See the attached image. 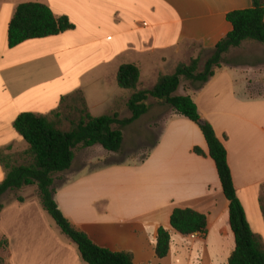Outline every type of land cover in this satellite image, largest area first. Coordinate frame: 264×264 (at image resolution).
I'll return each mask as SVG.
<instances>
[{"label":"crops","instance_id":"crops-1","mask_svg":"<svg viewBox=\"0 0 264 264\" xmlns=\"http://www.w3.org/2000/svg\"><path fill=\"white\" fill-rule=\"evenodd\" d=\"M25 2L48 5L74 27L9 47V22ZM251 6V0H0V150L16 164L14 156L28 147L13 127L16 117L49 115L76 98L92 116L128 118L132 90L117 84L121 64L137 65V88H151L160 74L212 50L232 29L229 12ZM245 42L262 45V57L221 62L202 86L176 93L191 97L223 142L248 224L264 240V44L243 41L223 58ZM147 103L148 111L126 126L153 109ZM156 113L161 119L148 125L156 138L143 158L111 152L113 160L97 165L103 156L85 155L106 151L83 148V158L75 153L71 166L54 174V200L75 229L100 247L130 252L135 264H228L235 246L229 202L204 136L170 106ZM5 175L0 162V181ZM0 203L8 264H87L43 209L35 184L7 190ZM174 208L204 213V234L191 239L175 231ZM159 227L170 234L162 258L155 255Z\"/></svg>","mask_w":264,"mask_h":264},{"label":"trees","instance_id":"trees-1","mask_svg":"<svg viewBox=\"0 0 264 264\" xmlns=\"http://www.w3.org/2000/svg\"><path fill=\"white\" fill-rule=\"evenodd\" d=\"M251 1L250 8L234 10L226 15L232 29L212 50L206 52L209 55L203 61L201 69L200 54L187 63H178L172 73L160 74L151 88L138 89V66L133 63L121 64L116 72L117 84L123 89L132 90L127 101L131 113L128 118L120 119L116 113L92 116L83 105L82 108L76 109L75 118L69 121V126L63 128L60 109L49 115L20 113L14 120L13 127L28 144L23 154L29 161L14 164L10 157L0 150V162L6 169V175L0 181V197L7 190L35 184L43 209L60 231L77 246L84 262L135 264L130 252L100 247L84 232L75 229L54 200L53 182L54 174L71 166L77 147L100 145L108 152H119L123 141L122 128L145 114L149 108L147 100L154 98L196 123L204 136L209 156L217 169L222 191L229 202V222L235 246L228 258V264H264V240L254 233L248 224L236 193L223 142L216 136L212 125L201 119L191 97L176 93L182 80L197 83L196 87L206 83L213 75L214 69L223 62V54L230 48L239 47L246 40L264 44V0ZM73 27L66 15H55L48 5L37 2L20 3L16 6L8 25V46L13 47L27 39L62 33ZM194 152L202 153L198 147L194 148ZM259 203L264 217V187ZM1 208L0 203V211ZM170 225L180 234H204L207 217L204 213L190 208H174L170 215ZM169 241V232L159 227L155 246V255L158 258L167 255ZM0 252L5 253L4 257L0 255V264H8L7 243L4 239L0 240Z\"/></svg>","mask_w":264,"mask_h":264},{"label":"rangeland","instance_id":"rangeland-1","mask_svg":"<svg viewBox=\"0 0 264 264\" xmlns=\"http://www.w3.org/2000/svg\"><path fill=\"white\" fill-rule=\"evenodd\" d=\"M255 42V41H254ZM252 42H245V44L243 46H241L240 48H238L237 50H235L236 52H233V54H229L228 56H225V58L223 59V62L227 61V60H232L233 58H242V59H246V60H252V59H258L259 57H262V45L256 44V46H252L250 45ZM262 44V43H260ZM209 53H203V55L201 56V63H200V67L199 69L202 68L203 65V61L208 57ZM196 86L197 83H191L190 81L187 80H182L179 88H178V92H181L182 90H186L188 87L190 86ZM76 102L75 104L70 103L69 101H65L62 106L60 107V111H61V126L63 128H67L69 126V121L71 119L75 118L76 115V109L77 108H82V102L79 101L78 98H76ZM154 98H149L147 100V102L149 101L150 105L153 107V109L143 118H140L139 120H137V122H134L132 125L129 126H125L123 127V133H124V138H123V144H122V150L119 151L118 157L124 156V155H129L132 154L133 152H136V155L138 157V159L143 158L146 154V152L148 151L149 146L153 143V141L156 138V133L157 131H150L148 129V125L154 121H159L161 118L158 116V114L156 113L157 109H159V107H169L167 104L163 103L162 101L159 100H152ZM167 105V106H166ZM151 107V108H152ZM163 109V108H162ZM164 110V109H163ZM142 141H145L146 143L141 144ZM26 146H28V144L26 143ZM83 148L81 147H77L75 149V153L77 155V160L83 158L84 155V150H82ZM99 148H97V150H92L91 152L87 153L85 156H91V158L97 157V158H101L102 156V161L100 163H98L97 165H101L104 162H110V160H113V158H110L109 155H112L111 152H103V150H98ZM136 149H139L138 151H134ZM133 151V152H132ZM110 153V154H109ZM15 157V162L16 164H22V163H28L29 159L27 156H25L24 154H20V155H16ZM105 157V158H104ZM252 213H254L252 211ZM3 252H0V255L2 257H4Z\"/></svg>","mask_w":264,"mask_h":264},{"label":"built area","instance_id":"built-area-1","mask_svg":"<svg viewBox=\"0 0 264 264\" xmlns=\"http://www.w3.org/2000/svg\"><path fill=\"white\" fill-rule=\"evenodd\" d=\"M198 235H203V233H201V232H192V233H189V234H188V236H189L191 239L196 238Z\"/></svg>","mask_w":264,"mask_h":264}]
</instances>
